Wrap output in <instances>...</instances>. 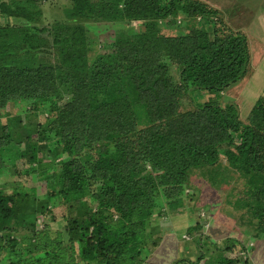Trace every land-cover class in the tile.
I'll return each mask as SVG.
<instances>
[{
  "label": "trees",
  "instance_id": "obj_1",
  "mask_svg": "<svg viewBox=\"0 0 264 264\" xmlns=\"http://www.w3.org/2000/svg\"><path fill=\"white\" fill-rule=\"evenodd\" d=\"M70 1L72 21L139 29L90 60L81 26L58 27L48 47L56 58L38 65H15L0 45V178L22 160L24 174L46 186L41 199L36 187L0 190V264H145L162 240L151 225L155 210L182 209L191 171L217 166L221 156L244 179L255 231L264 236V98L245 123L238 106L221 98L248 74L247 37L199 1ZM37 9L36 0H0V26L12 18L47 34L32 25ZM179 10L195 27L160 35L157 23L169 25ZM11 106L46 115L36 138L26 137L29 153L1 120ZM45 152L53 158L44 161ZM228 242L217 247V264H246L228 257Z\"/></svg>",
  "mask_w": 264,
  "mask_h": 264
},
{
  "label": "rangeland",
  "instance_id": "obj_2",
  "mask_svg": "<svg viewBox=\"0 0 264 264\" xmlns=\"http://www.w3.org/2000/svg\"><path fill=\"white\" fill-rule=\"evenodd\" d=\"M36 1L38 16L33 20L32 25L39 29H46L47 34H34L29 29L13 23L12 18L9 20L10 27L7 26V22L0 26L2 29L0 45L7 44L9 50L12 51L9 54L10 61L18 66L54 61L56 56L53 53L56 50L52 48L48 51V47H52V34L58 27L64 25L71 26L72 30L78 26L84 28L86 37L89 38L90 50L87 52L89 60L98 54L106 53L110 43L122 34L125 35L132 29L134 31L139 29L136 23L120 25L115 22L72 21L69 18V13L73 8L70 0ZM193 1L205 3L209 7L215 3L225 4V0ZM238 12L241 14L237 16L236 11H231L229 17H233L228 19L219 12V18L227 29L247 37L250 65L245 78L235 86L226 89L221 94V98L223 103H233L238 106L240 120L245 123L255 102L261 97L264 98V63L261 62L264 54V34L260 32V29L263 30L261 24L264 22V16L255 20L248 17L249 11L247 10L241 9ZM168 23L169 25L162 22L157 23L160 35L179 37L187 33L191 27H195L194 23L187 21L186 15L181 10ZM195 23L200 25L199 29L202 27L199 20ZM256 67L259 68V77H251L255 74ZM172 75L177 77L174 68H172ZM184 103L186 108H191L189 101ZM28 110L27 106H11L6 109L4 118L1 119L4 124L11 126L13 141L17 144L21 142L20 150L25 153H29L26 137L30 135V138H36L38 122H42L43 117L46 116L43 113L40 114V116L44 115L43 117L34 118V114ZM18 120H21L19 125ZM41 158L47 161L46 159L51 160L53 157L45 152ZM223 158L221 156L217 166L191 171L189 186L184 189L182 196L184 198L182 209L181 206L169 208L162 205L155 210L151 225L160 229L162 240L148 256L145 264H175L178 261L188 264H217L223 256L222 252L217 249L222 250L227 241H229L228 247L231 248L230 253L227 254L228 257L246 262V264H264V236L258 235L255 231V210L251 207V198L245 195L247 192L245 181L227 167ZM55 163L58 164L59 161L56 160ZM27 167V163L19 160L14 170L11 167L7 169L9 172L7 174L11 173V175L0 178V190L10 191L13 186L36 187L38 198L41 199L46 193V186L42 183L37 185L35 178L25 175ZM46 184L47 187L53 185L52 182ZM180 218L183 221L181 223ZM189 219H193L194 227L196 223L200 226L192 234L186 228ZM51 226L55 229L61 228V225ZM194 239L198 241L195 242Z\"/></svg>",
  "mask_w": 264,
  "mask_h": 264
},
{
  "label": "crops",
  "instance_id": "obj_3",
  "mask_svg": "<svg viewBox=\"0 0 264 264\" xmlns=\"http://www.w3.org/2000/svg\"><path fill=\"white\" fill-rule=\"evenodd\" d=\"M263 2H264V0H225L224 5H218L217 3H215V5L211 6V8L217 10L220 13H223L224 16H226L225 17L226 19L233 17V16L229 17V15H230L229 13L231 11H236L235 15L238 16V14H241V12H242V11L238 12L239 10H241V9L247 10V11H249L248 17L254 18L256 20L257 18L264 16ZM261 25L263 26V30L260 29V32L264 34V22H262ZM245 32H248V31H245ZM261 62H262V64L264 63V54H263V58H261ZM258 70H259V68L256 67L255 72H254L255 74L252 75L251 77H259L258 74L260 72ZM181 222H183V221L180 218V223ZM193 224H194L193 219H189V222H188V225H186V228L189 229V228L194 227ZM193 241H195V240H193Z\"/></svg>",
  "mask_w": 264,
  "mask_h": 264
}]
</instances>
